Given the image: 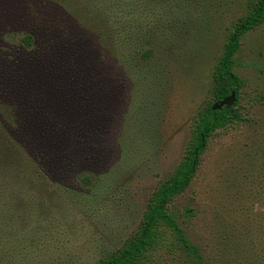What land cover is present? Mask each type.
Returning <instances> with one entry per match:
<instances>
[{
    "label": "rangeland",
    "instance_id": "obj_1",
    "mask_svg": "<svg viewBox=\"0 0 264 264\" xmlns=\"http://www.w3.org/2000/svg\"><path fill=\"white\" fill-rule=\"evenodd\" d=\"M252 3L0 0V264H93L138 230ZM233 59L239 118L167 208L204 264H264V23Z\"/></svg>",
    "mask_w": 264,
    "mask_h": 264
},
{
    "label": "trees",
    "instance_id": "obj_2",
    "mask_svg": "<svg viewBox=\"0 0 264 264\" xmlns=\"http://www.w3.org/2000/svg\"><path fill=\"white\" fill-rule=\"evenodd\" d=\"M264 23V0H253L247 13L239 17L229 31L222 51L211 73V95L206 104L196 111L189 130L183 155L173 173L149 195L138 230L119 247L93 264H152L153 254L184 252L192 264H204L196 245L190 243L167 206L173 197L183 192L190 183L209 137L239 118L238 99L243 81L233 71V56L241 37ZM22 41L30 46V37ZM234 94L229 107L212 109L211 105Z\"/></svg>",
    "mask_w": 264,
    "mask_h": 264
},
{
    "label": "water",
    "instance_id": "obj_3",
    "mask_svg": "<svg viewBox=\"0 0 264 264\" xmlns=\"http://www.w3.org/2000/svg\"><path fill=\"white\" fill-rule=\"evenodd\" d=\"M233 100H234V94L231 93L230 95L224 97L223 99L219 100L218 102H214L211 105V108L212 109H220L222 107H229V106H231Z\"/></svg>",
    "mask_w": 264,
    "mask_h": 264
}]
</instances>
